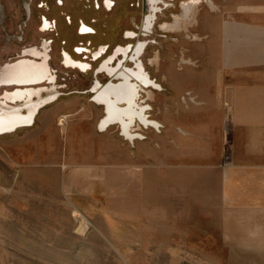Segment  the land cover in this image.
<instances>
[{
  "label": "rangeland",
  "instance_id": "rangeland-1",
  "mask_svg": "<svg viewBox=\"0 0 264 264\" xmlns=\"http://www.w3.org/2000/svg\"><path fill=\"white\" fill-rule=\"evenodd\" d=\"M101 1L70 0L67 10L58 4L56 9L69 13L73 31L80 20L94 28L89 50L101 40L109 44L106 53L114 43H133L121 34L137 31L142 0H112L111 10ZM171 1L147 35L155 41L141 54L147 71L163 87L153 89L147 99L148 113L159 123L166 96L170 101L175 96L177 71L199 68L192 54L195 44L207 41V31L199 28L207 24L208 14L230 5H264V0ZM181 1L193 6L188 18L181 17ZM52 2L47 0V17L54 11ZM39 15L34 8L33 21ZM64 16L57 14L59 33L66 30ZM176 17L175 30L163 31L162 21L173 23ZM60 35L50 59L58 99L39 110L33 125L0 134V264H264V254L226 245L208 208L193 205L190 190L178 200L176 172L162 165V126L141 128L144 138L133 143L119 134L117 125L97 129L102 106L92 103L89 92H81L90 85L92 72L62 66ZM26 43L30 41L24 39ZM14 44L0 56V65L20 56L21 42ZM73 48L66 50L81 58ZM167 71L172 78L163 76ZM61 114H68L64 127L58 124Z\"/></svg>",
  "mask_w": 264,
  "mask_h": 264
},
{
  "label": "crops",
  "instance_id": "crops-1",
  "mask_svg": "<svg viewBox=\"0 0 264 264\" xmlns=\"http://www.w3.org/2000/svg\"><path fill=\"white\" fill-rule=\"evenodd\" d=\"M26 2L0 0V56L13 49L19 29L34 43L39 37L53 36L38 29L39 21L32 18L21 24ZM202 24L199 29L207 31V41L195 44L192 54L199 68L177 71L175 96L171 101L166 96L161 123L150 117L158 129L137 121L128 124L134 132L131 138L124 137L117 110L108 126L117 125L119 134L131 143L142 139L141 128L162 126V165L176 172L178 200L190 190L193 205L208 208L209 220L215 219L226 245H238L242 253L264 254V5L224 6L209 13L207 24ZM57 29L55 40L61 34L66 39L62 49L72 51L68 40L74 37L72 29L60 33ZM163 76L173 77L168 71ZM82 91L89 92L90 99L95 93ZM103 115L97 122L99 131L108 127L101 128Z\"/></svg>",
  "mask_w": 264,
  "mask_h": 264
},
{
  "label": "flooded vegetation",
  "instance_id": "flooded-vegetation-1",
  "mask_svg": "<svg viewBox=\"0 0 264 264\" xmlns=\"http://www.w3.org/2000/svg\"><path fill=\"white\" fill-rule=\"evenodd\" d=\"M26 1L27 11L21 16V24L24 25L25 22L32 18L33 10L36 8V11L40 12L39 19L37 20L39 21L38 29H43L42 31H51L53 32V36L39 37L36 42L37 44H34V42L24 44L25 33L23 28L19 29L17 39L21 42L19 48L21 54L18 58L5 62L2 65L0 70V96L8 93L5 99L12 108L18 109L25 107L28 108V112H30L36 107H44L51 104L59 97L60 93L56 90L57 80L54 74L56 70L53 69V72L49 63L52 58L51 51H53V45L56 41L57 14L59 16L60 14L65 15L63 24L66 26L67 31L71 29L70 25L72 24V20L67 11L61 13L56 9L58 4L63 5L65 8L64 10H67V8L70 7L68 5L70 0H60V2L52 0L54 11H49V17L46 15L47 10H49L47 0ZM112 2V0H102L101 5L105 10H111L113 7ZM141 2V17L139 24H135L137 31L125 29L121 34L126 39L133 38V43L128 41L124 44L114 43L111 51L106 53L109 44L101 40L97 48L89 50V34L94 33V28L88 22L80 20L75 31L72 29L74 36L78 38L71 37V39L68 40H70V43L74 44V39H76L77 43L73 45V51L81 54V58H75L69 51L62 49L60 51V63L65 68L78 69L84 73H88L89 71L92 72L93 79L86 88L95 91L97 95H95V93L91 94V96L94 97H91V99L94 102L97 101L96 103L102 106L103 112L106 107H109L111 101H113L114 104L120 105L123 108L127 107L128 104L130 107L131 105L137 106L143 116L142 119L147 120L150 118V114L145 113V108H151L147 99L150 98L153 89L162 90L163 88L147 71L141 54L145 45L155 41L147 35L152 33L153 27L157 24L158 16L163 15V12L167 11V9L172 6V1L142 0ZM184 3L185 1H181V8ZM37 7H39V9ZM99 8L100 5L95 7L97 10ZM51 13H53V15H51ZM161 19L163 18L160 17V20ZM167 22L168 21L165 20L160 24L163 31L168 29L165 26ZM59 40H61L63 44L66 41L64 37H59ZM150 59L152 60V58ZM93 60L96 62L94 66L91 63ZM15 72H17L18 75H13ZM100 74L107 77L104 82H101L99 79L98 75ZM25 79L34 82H9ZM107 83L108 85L104 87ZM114 93L116 94L113 95ZM55 94H57L56 98H54ZM125 120L129 125L135 124V122L138 121L136 114L132 111H128V117H126Z\"/></svg>",
  "mask_w": 264,
  "mask_h": 264
},
{
  "label": "bare ground",
  "instance_id": "bare-ground-1",
  "mask_svg": "<svg viewBox=\"0 0 264 264\" xmlns=\"http://www.w3.org/2000/svg\"><path fill=\"white\" fill-rule=\"evenodd\" d=\"M183 7H184L183 8L184 14L181 17L188 18V15L191 12L193 6L191 3H185ZM179 18L180 17H176L173 23H169V24L166 23L165 26L168 29H174L178 24ZM16 74L18 75L17 72L13 73V75H16ZM9 82L10 83H30L34 81L25 79V80H14V81H9ZM7 96H8V93H5L3 96H0V134L10 133V132L15 131L19 127L32 125L34 123V118L38 112V109L40 107V106L36 107L33 111H30V112H28V108H25V107L15 109V108H12V106L9 103L6 102L5 98H7ZM56 97H57V94H55L54 98ZM106 109H107V111L105 112L106 116L104 117V119L100 121L101 128H106L109 123L113 122L115 118L114 111L117 110L118 111L117 122L121 126V129H122L121 132L124 135V137H127L129 139L131 138L130 133H134V132H131L129 130L128 124L124 118V115L125 117H128V111L134 112L137 116L138 122L142 123L144 126H146L147 124L156 126V121L154 119H151V118L147 120L142 119L143 116L141 114V111L138 110L137 106L131 105L130 107V105L128 104L127 107L117 108L115 107L114 102L111 101V103L109 104V107L108 108L106 107ZM135 110H138V111H135ZM65 117H66V114H62L60 116L59 121H58L59 125H63Z\"/></svg>",
  "mask_w": 264,
  "mask_h": 264
},
{
  "label": "water",
  "instance_id": "water-1",
  "mask_svg": "<svg viewBox=\"0 0 264 264\" xmlns=\"http://www.w3.org/2000/svg\"><path fill=\"white\" fill-rule=\"evenodd\" d=\"M108 85V83L104 86V87H106ZM95 95H97L96 93H95ZM92 98H94V97H92ZM96 101V100H95ZM97 102V101H96ZM107 111V109L105 108L104 109V112H106ZM160 124V123H159ZM98 128L100 129V127H99V123H98ZM156 129H158V126H156ZM142 138H144V135H143V137ZM130 142H132V140H130Z\"/></svg>",
  "mask_w": 264,
  "mask_h": 264
},
{
  "label": "built area",
  "instance_id": "built-area-1",
  "mask_svg": "<svg viewBox=\"0 0 264 264\" xmlns=\"http://www.w3.org/2000/svg\"><path fill=\"white\" fill-rule=\"evenodd\" d=\"M225 122L228 123L229 122V116L225 118Z\"/></svg>",
  "mask_w": 264,
  "mask_h": 264
}]
</instances>
